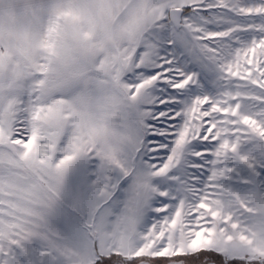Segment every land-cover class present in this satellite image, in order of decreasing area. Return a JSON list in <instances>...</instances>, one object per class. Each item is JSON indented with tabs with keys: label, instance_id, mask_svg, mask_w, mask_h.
<instances>
[{
	"label": "snow or ice",
	"instance_id": "6c2138e0",
	"mask_svg": "<svg viewBox=\"0 0 264 264\" xmlns=\"http://www.w3.org/2000/svg\"><path fill=\"white\" fill-rule=\"evenodd\" d=\"M0 264H264V0H0Z\"/></svg>",
	"mask_w": 264,
	"mask_h": 264
}]
</instances>
